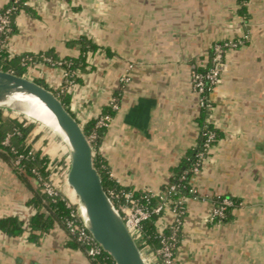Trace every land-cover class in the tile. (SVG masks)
I'll return each mask as SVG.
<instances>
[{"label":"crops","instance_id":"crops-1","mask_svg":"<svg viewBox=\"0 0 264 264\" xmlns=\"http://www.w3.org/2000/svg\"><path fill=\"white\" fill-rule=\"evenodd\" d=\"M7 3L0 0V10ZM27 8L16 16L5 52L9 58L51 53L62 61L78 55L80 37L97 47L77 75L80 82L66 90L69 110L83 126L116 99L98 154L108 177L135 192H161L198 145L202 107L191 88V67L207 62L213 44L239 43L225 54L219 83L208 95V123L220 139L192 179L201 198L185 200L175 260L264 264V0H248L244 16L236 0H28ZM32 72L52 89L62 85L61 68L39 63L24 77ZM123 74L129 75L125 84ZM48 134L36 127L28 142L37 136L35 150L66 154ZM29 196L0 160V218L26 221L33 214ZM218 197L238 202L226 222L208 220ZM170 220L165 212L159 225ZM27 237L0 232V264H90L69 245L60 223L34 243Z\"/></svg>","mask_w":264,"mask_h":264},{"label":"trees","instance_id":"trees-1","mask_svg":"<svg viewBox=\"0 0 264 264\" xmlns=\"http://www.w3.org/2000/svg\"><path fill=\"white\" fill-rule=\"evenodd\" d=\"M27 1L28 0H8V3L0 10V13H3L6 9H11V13L9 15L10 24L7 31L8 37H10L15 32L14 21L16 16L22 11H28ZM247 1L248 0H236L238 14L240 16H244L246 14L245 4ZM5 43L6 41L2 42L0 50V70L2 71L10 72L17 76H24L27 73V68H32L39 63L50 66L48 63L43 61V58L50 59L51 61L56 60L51 53L46 55L24 54L9 58L5 52ZM75 43L79 48L78 55L74 58L67 57L62 60L64 62L62 68L68 73V76L63 78L60 88L52 89L48 87L43 79L33 78L35 83L54 93L58 97L63 107L69 113V95L66 93L69 83L72 85L74 83L80 82V79L77 75L84 72L88 55L94 54L97 51V47L84 37L78 38ZM211 57L212 51L210 48L207 52V62L204 65L194 66V72L204 75L209 67V61ZM61 89L62 92L60 91ZM210 91V89H205L202 93V96L206 101H208V95ZM209 104L211 107V103ZM4 113L6 115H4ZM209 113V108H201L200 117L197 119L200 127L198 145L196 148L187 153V156L183 160L180 168L174 171V176L169 183V185H174L176 187L174 193L175 195L170 198V207L174 206V202L178 198H183L185 200L201 198L196 192H193V186L191 184L193 175L190 169L195 163L194 155L198 152H201V146L204 143L207 132L210 131L214 134V138L210 143L211 146H214L220 139V134L218 131L208 123ZM101 114L112 115V112L110 111V108L107 107L103 109ZM35 128L36 126L34 124L15 117L7 111L0 110V160L5 162L12 169L17 179L28 191L30 196L26 205L33 209V214L26 221L21 220L16 216H6L0 218V232L8 237H17L23 233H27L29 242L33 243L37 241L39 236L47 233L53 227V225L60 223L63 226V221L72 219L70 217V209L66 207L65 203L61 201L60 197H57L54 200L49 199L42 193L40 186L35 183V173L39 174L42 178L47 179L54 172H57L63 167L62 162L59 161L53 165L47 151H43L42 149L35 150L33 148V143L37 139V136L31 142H28L31 133ZM104 130V128L95 127V120H91L83 125V133L86 137H88L93 132L96 134V139L91 143L92 147L95 149L93 157L94 167L100 175L102 187L105 193L110 198L113 206L118 208L123 202L122 198L120 197L121 193L131 190L123 189L118 186L108 177L106 173V167L104 166V163L98 154V147ZM7 137V144H2V142ZM110 192L116 196L110 197ZM131 192L133 197L138 199L141 204L147 206L148 208L155 204L154 198L147 197L146 193L135 191ZM222 200H227L231 203V205L226 207L224 210L222 222H226L230 219V212L238 205V202L230 197H218L214 199V205H218ZM184 216L185 213L181 215L180 219L183 220ZM158 221V215H151L150 218L143 223L140 239L136 241L140 250L145 247L154 250L158 247ZM181 227L182 225L178 227L175 234V242L173 243V264H178L175 260V254L181 240ZM37 232L39 235H36ZM66 233L70 241L69 245L82 251L86 256L84 247L76 243L73 237L69 235L67 231ZM171 233L172 232L168 227L161 231V234L166 237H170ZM86 258L90 264H112L110 259L104 253H101L95 258Z\"/></svg>","mask_w":264,"mask_h":264},{"label":"built area","instance_id":"built-area-1","mask_svg":"<svg viewBox=\"0 0 264 264\" xmlns=\"http://www.w3.org/2000/svg\"><path fill=\"white\" fill-rule=\"evenodd\" d=\"M11 9H6L3 13H0V50L3 41L8 40L7 31L10 24L9 15ZM239 43L226 40L220 43H215L211 46L212 57L209 61V67L204 75H200L194 72V66L191 67V88L198 95L199 103L201 107H206L211 110L210 102L206 101L202 96L205 89L212 90L219 83L220 74L223 69V60L225 54L228 51L238 48ZM45 63H48L51 67L61 68L63 70V61H51L50 59L43 58ZM68 73L63 70V78L67 77ZM119 81L125 84L129 81V75L123 74ZM71 84L69 83V87ZM62 92V89L60 90ZM112 110H117L116 99H112L109 103ZM111 122V116L108 114H99L95 118L96 128H107ZM91 144L96 139V134L93 132L86 137ZM214 138L212 132H207L204 143L201 146V152L194 155L195 163L190 169L193 177H195L203 167L208 153L213 146L210 145ZM8 137L2 142L7 144ZM57 161L62 162L63 168L54 172L47 179L42 178L39 174L35 173V183H37L42 193L51 200L60 197L67 208L70 209V217L72 219L63 221V226L69 235L73 237L76 243L84 247L86 257L95 258L98 257L102 252L100 247L93 241L92 237L87 231L86 224L83 220L81 207L78 202L71 199L68 192L64 189L63 180L68 167L67 154L61 153ZM183 179V178H181ZM193 179V178H192ZM191 179V182H192ZM176 187L174 185H168L162 192L152 193L150 191H144L146 196L154 198L155 204L148 208L141 204L138 199L133 197L131 191L122 192L120 197L122 203L118 208H115L121 217L123 224L132 238L136 241L140 239V233L142 225L147 221L151 215H158L159 221L165 212L171 215V220L165 227H161L158 221V247L151 249L148 247L143 248L141 251L147 264H173V243L175 242V234L179 226L182 225L181 215L186 212L185 199L178 198L174 202V206L170 207V198L174 196ZM195 193V190L193 189ZM108 196V195H107ZM110 197H115L112 192L109 193ZM110 199V198H109ZM231 203L227 200H222L218 205L213 206L209 213L210 222H221L224 217V210L230 206ZM168 227L172 232L170 237H166L161 234V231Z\"/></svg>","mask_w":264,"mask_h":264},{"label":"water","instance_id":"water-1","mask_svg":"<svg viewBox=\"0 0 264 264\" xmlns=\"http://www.w3.org/2000/svg\"><path fill=\"white\" fill-rule=\"evenodd\" d=\"M15 95L37 99L51 114L63 137L42 122L28 118V106L12 99ZM0 110L20 114L38 123L63 143L68 158L64 189L72 200L79 203L88 233L111 263L147 264L102 187L93 163L95 149L84 135L82 126L63 107L58 97L27 77L0 70Z\"/></svg>","mask_w":264,"mask_h":264},{"label":"bare ground","instance_id":"bare-ground-1","mask_svg":"<svg viewBox=\"0 0 264 264\" xmlns=\"http://www.w3.org/2000/svg\"><path fill=\"white\" fill-rule=\"evenodd\" d=\"M12 99H17L18 101L23 102L28 106L29 112L26 114L28 118L38 122H42L44 125H47L49 128H51L55 133L63 137L51 114L37 99L26 95H15L12 97Z\"/></svg>","mask_w":264,"mask_h":264},{"label":"rangeland","instance_id":"rangeland-1","mask_svg":"<svg viewBox=\"0 0 264 264\" xmlns=\"http://www.w3.org/2000/svg\"><path fill=\"white\" fill-rule=\"evenodd\" d=\"M29 69H31L30 67L29 68H27V71L29 70ZM33 73V72H32ZM29 74V75H27V76H29V79L30 80H33V78H34V73L33 74ZM28 78V77H27ZM7 112H9V111H7ZM10 114H12L13 116H15V117H18V118H20V119H23V120H26L27 122H29V123H32V124H34L40 131H42V132H44V133H49L48 135H50V137H52V135L50 134V132L47 130V129H45L44 127H41L38 123H36V122H33L32 120H28V119H25L22 115H20V114H16V113H11V112H9ZM82 128H83V126H82ZM51 129V128H50ZM52 130V129H51ZM53 131V130H52ZM54 132V131H53ZM43 151H47V153L49 154V158H50V160H51V163L53 164V165H55V163L56 162H58L57 160L60 158L59 157V153L58 154H52L51 152H49L48 150H43ZM63 168V167H62ZM61 169V168H60ZM59 169V170H60Z\"/></svg>","mask_w":264,"mask_h":264}]
</instances>
